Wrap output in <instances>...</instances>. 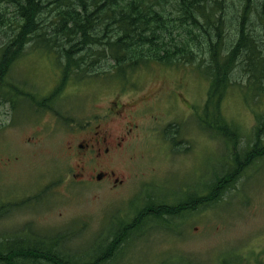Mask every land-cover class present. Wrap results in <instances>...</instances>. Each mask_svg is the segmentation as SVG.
<instances>
[{
    "label": "rangeland",
    "instance_id": "374dc122",
    "mask_svg": "<svg viewBox=\"0 0 264 264\" xmlns=\"http://www.w3.org/2000/svg\"><path fill=\"white\" fill-rule=\"evenodd\" d=\"M242 3L222 1L228 18L222 25L223 43L212 53L221 45L223 53L233 49L235 64L225 74L229 85L216 92L215 99L222 95L218 108L213 102L207 107L212 82L210 38L195 25L180 27L174 20L178 5L173 1L160 5L168 25L164 32L158 28L156 32L167 45L156 47L153 54L166 50V56L170 55L172 38L185 50L165 62H151L121 76L118 62L108 52L103 58L98 47L79 50L73 44L80 33L69 36L67 31L59 36V51L52 33L48 37L51 50L28 46L24 55L16 57L10 75L22 92L35 95L38 102L0 99V239L23 241L63 233L59 248L65 256L82 257L100 248L96 245L92 250L97 238L102 237L101 247L107 248L123 219L151 204L150 194L172 205L181 204L188 195L191 200L198 198L230 163L231 146L206 127L209 113L230 123L235 129L230 128V137L239 132L240 149L248 144L262 147L264 20L260 25L251 19L253 31L247 34L248 21L242 18L236 23ZM17 6V2L2 0L0 16L19 19ZM48 16L45 24L55 27L53 17ZM243 33L248 36L244 42L253 38L258 43L254 50L257 62L252 63L258 67L254 77L246 72L242 54L238 60ZM145 51L138 49L136 56L145 57L148 48ZM242 51L253 49L248 44ZM68 62L84 63L71 75ZM63 77L65 84L57 92ZM146 91L154 100L139 106L133 118L140 127L136 157L116 167L124 182L114 187L106 180H93L87 170L95 164L90 163L84 175L75 176L82 170L69 145L81 138L82 127L97 118L98 109L101 116L113 112L106 120H119L126 113V103ZM196 205L184 206L189 211L182 220L174 217L171 228L146 227L149 230L143 235L132 229L119 233L126 241L117 253H123L119 258L114 254L111 264H236L239 256L238 264H264V159L253 162L234 184L221 190L215 205L210 207L207 201Z\"/></svg>",
    "mask_w": 264,
    "mask_h": 264
},
{
    "label": "trees",
    "instance_id": "16d2710c",
    "mask_svg": "<svg viewBox=\"0 0 264 264\" xmlns=\"http://www.w3.org/2000/svg\"><path fill=\"white\" fill-rule=\"evenodd\" d=\"M9 1L19 4V7L17 6L19 19L10 21L6 15L0 16V99L12 102L17 98H23L30 100L33 104L38 102L36 96L31 93H24L21 90L15 93L18 88L14 87L16 82L14 83L10 72L13 64L18 60L15 58L24 55L28 46L37 50H42V48L51 50L48 37L52 33L56 37L57 41L55 42L59 46L58 51L62 47L60 46L62 41L59 40V36L65 31L69 36L80 33L73 46H79V50H84L87 46L98 47V50L103 53V58L108 52L118 62L117 67L121 76H125L144 65L151 64V62H165L170 57L173 58L175 55L182 53L185 49L175 43L174 38H172L169 44L170 55L166 56V50H163L162 54H153L156 47L160 48L161 45H167L164 41L161 43L156 28L162 32L167 28L168 19L162 12L160 5L168 1H173L178 5V15L174 20L178 21L180 27L195 25L200 32L206 33L207 37L210 38L212 68L208 70L212 82L207 107L210 102H213L218 108L222 95L215 99L216 92L230 83V78L226 77L225 74L235 64V51L232 49L225 56H222L225 47L221 45L215 48L212 53L214 47L223 43L221 33L225 32V29L222 28V25L228 18L226 15L227 8L222 6L223 0ZM51 4L52 6H49ZM45 9L48 12H44ZM48 14L53 17L55 27L45 24L49 18ZM242 18L248 21L246 33L253 31V20L251 21V19H257L261 25L264 20V0H243L236 23ZM238 37H240L239 34ZM241 38L242 47L239 50L238 60L242 54V59L245 60L248 66L246 72H251L254 77L258 74V67L252 64L254 61L257 62V55L254 50L258 48V43L253 38L249 43L244 42L248 39V36L244 33ZM248 44H250L253 51H242ZM146 48L149 50L148 54H144L145 57L138 58L136 56L137 50L142 49L145 51ZM83 63L73 64L68 62L67 68L70 74L74 75L76 71L79 72ZM192 63H194V59ZM261 72H264V67ZM11 106L13 109L16 108L13 103ZM205 124L215 133L221 134L220 136L227 142V147L231 146V150L228 151L230 163H227V168L217 176L216 180L209 181L205 187L206 189L202 191L198 198H195L198 199L197 202H209L211 207L216 204L221 190L229 186L231 182L234 184L235 178L246 172L253 162L264 159V143L259 148L248 144L245 149H240L241 141L238 143L237 139L239 132L234 137H230V126L223 117L215 119L209 113ZM222 134H226L228 139ZM189 197L190 195L183 199L179 205H172L166 200L161 202L153 197L148 198L147 200H150L149 203L152 205L147 204L140 212L138 211L134 218H131V221L135 223L131 226L134 228L132 231L142 235V231H145L141 229L142 224L149 222H156L164 227H170L174 216H182L185 212L184 206L188 207V204H193L195 199L191 200ZM125 229H130L128 224L113 232L115 234H112L113 239L109 241L107 248L105 246L101 247V241H99L100 243L96 242L92 246V250L96 245H99L100 248L82 257L65 256V253L58 246L62 235L49 239L44 237L29 238L23 241L19 238L0 239V264H111V261L114 260V254H117V258H119V255L123 253H117V249L121 247V243L126 241L124 237H121ZM239 257L236 259V264L239 263ZM157 262L147 264H156ZM179 263L197 264L191 261Z\"/></svg>",
    "mask_w": 264,
    "mask_h": 264
},
{
    "label": "flooded vegetation",
    "instance_id": "af4514ba",
    "mask_svg": "<svg viewBox=\"0 0 264 264\" xmlns=\"http://www.w3.org/2000/svg\"><path fill=\"white\" fill-rule=\"evenodd\" d=\"M149 93L150 91H146L139 98H134V101L127 102L123 108L126 113H123L119 120L110 122L106 119L113 112L108 111L102 113L103 116H101V112L98 111L97 118H92L87 125L82 127L81 138L77 139L74 145H69V151L74 150L82 170L80 173H75V176L84 175L83 170L86 168V163H90L96 165L87 170L93 179H96L99 174L102 176L100 181L111 182L114 187L124 182L118 176L116 167L119 162L133 161L136 157L135 142L139 139L140 127L133 118L137 116L136 110L139 106L142 104L147 106L150 101L154 100ZM99 116L101 119L98 121ZM118 170L121 175H124L123 170Z\"/></svg>",
    "mask_w": 264,
    "mask_h": 264
},
{
    "label": "water",
    "instance_id": "95a60500",
    "mask_svg": "<svg viewBox=\"0 0 264 264\" xmlns=\"http://www.w3.org/2000/svg\"><path fill=\"white\" fill-rule=\"evenodd\" d=\"M98 178H101V176H100V175H98Z\"/></svg>",
    "mask_w": 264,
    "mask_h": 264
}]
</instances>
